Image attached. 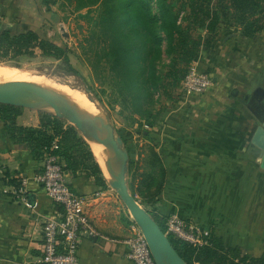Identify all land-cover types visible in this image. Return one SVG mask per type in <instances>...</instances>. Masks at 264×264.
<instances>
[{"label": "crops", "instance_id": "0c3cea01", "mask_svg": "<svg viewBox=\"0 0 264 264\" xmlns=\"http://www.w3.org/2000/svg\"><path fill=\"white\" fill-rule=\"evenodd\" d=\"M26 3L30 0H0V17L23 13ZM197 63L213 86L203 95H184L151 130V145L166 170L156 213L164 218L177 214L212 230L226 247L259 258L264 256V169L251 142L256 123L246 104L256 89L264 90V32L247 38L238 28L222 25L215 46L202 48ZM39 123L33 110L23 109L18 117L21 126ZM129 155L131 162L139 160L135 150ZM41 170L42 161L15 146L0 121V264H43L41 227L61 215L62 207L34 179ZM67 174L75 193L89 197L102 192L93 178ZM21 177L28 178L26 201L16 195ZM86 211L104 234L130 235V226L112 216L107 204L97 201ZM126 253L123 244L85 238L79 259L80 264H133Z\"/></svg>", "mask_w": 264, "mask_h": 264}, {"label": "trees", "instance_id": "16d2710c", "mask_svg": "<svg viewBox=\"0 0 264 264\" xmlns=\"http://www.w3.org/2000/svg\"><path fill=\"white\" fill-rule=\"evenodd\" d=\"M59 2L74 3L73 12L86 10L85 18L93 8L96 10V16L89 18L91 48L84 51L85 58L100 86L107 82L116 95L119 115L131 126L139 125L138 134L149 142L146 155H139V164L145 165L138 185L129 167V189L134 197L157 203L165 186L166 170L151 145L152 128L180 100L181 96L173 98L172 94L199 60L202 48L215 46L222 25L238 28L247 38L264 32V0H43L42 4L50 11ZM38 54L59 62V72L80 75L69 49L33 30L15 33L0 29V66L20 68L24 60ZM22 111L0 104V121L15 146L43 161L57 140L59 147L53 153L61 158L65 171L74 177L83 174L93 178L98 191L110 189L89 144L76 127L47 113H38V127L21 126L18 117ZM148 211L166 233V218ZM130 219L128 215L122 217L129 226L133 224ZM208 231V243L203 246L171 235L168 238L187 264H264V256L253 258L239 247H226L222 238Z\"/></svg>", "mask_w": 264, "mask_h": 264}, {"label": "rangeland", "instance_id": "374dc122", "mask_svg": "<svg viewBox=\"0 0 264 264\" xmlns=\"http://www.w3.org/2000/svg\"><path fill=\"white\" fill-rule=\"evenodd\" d=\"M42 1L43 0H30V3H26V5L23 6V13H16L15 15L10 14L11 16H8L7 18L4 15L1 16L0 29L10 30L15 33L33 30L38 33L40 37L49 39L61 47L69 49L71 51V61L74 67L80 72V75H65L59 72V62L43 58L40 54L33 59L24 60L21 63L20 68L5 65H1V67L14 68L16 71H28L33 74H38V76L42 75L49 79H54L61 89V92H54L56 95H66L67 93L72 92L76 96H79L75 92L77 89L78 91H81L82 97L85 98L86 95H84L83 91L90 88L91 97L103 104L105 116L113 125L116 136L123 140L124 148L131 151L135 150V153H138L139 155L140 153L146 155L149 143L138 134L139 125L131 126L129 121L124 120L121 115H119L121 108L116 101V95L113 93L111 87L107 85V82L104 86H100V81H98L93 74L85 58L84 51L91 48V43L88 42L91 33L89 18L96 16L95 8L88 13L89 18H85L83 16L87 14L86 10L82 12H73L74 3L67 4L59 2L56 5H52L50 11H47V8L42 4ZM40 91L44 90L42 89ZM172 95L173 98L181 96L180 100H183L185 94L182 90V86H180V88ZM98 96L102 98V101L99 100ZM96 161L98 162L97 158ZM138 161H130L129 163L130 170L135 177V185H138L139 181L142 179V174L144 173L145 164H139ZM99 164L103 170L102 164ZM130 176L131 174L128 172V184ZM97 199L99 198L90 199L87 207L89 208L91 204L100 201V204L105 203L108 205L110 211H112V216H116L118 220L125 215L130 217L127 208L113 189L110 188L105 196L101 197L99 200ZM137 200L147 210L156 211L155 202L151 203L139 196L137 197ZM93 222L97 226L96 222Z\"/></svg>", "mask_w": 264, "mask_h": 264}, {"label": "built area", "instance_id": "2783aa9c", "mask_svg": "<svg viewBox=\"0 0 264 264\" xmlns=\"http://www.w3.org/2000/svg\"><path fill=\"white\" fill-rule=\"evenodd\" d=\"M185 95H203L213 86L212 77L199 69L194 62L182 81ZM148 129V126H145ZM59 147L57 140L50 146L42 161V170L35 180L42 186L48 197L62 207L59 216L43 222V264H80L79 250L83 239L99 240L127 247V258L133 264H155L148 242L141 229L133 222L130 235L126 238H113L104 234L89 217L86 208L90 199L103 197L104 192L83 196L73 192L69 186L68 174L61 158L53 152ZM20 187L16 191L19 199L26 201L28 178H19ZM133 221V220H132ZM166 234L192 245L208 243L209 231L187 223L177 214L166 216Z\"/></svg>", "mask_w": 264, "mask_h": 264}, {"label": "water", "instance_id": "95a60500", "mask_svg": "<svg viewBox=\"0 0 264 264\" xmlns=\"http://www.w3.org/2000/svg\"><path fill=\"white\" fill-rule=\"evenodd\" d=\"M83 93L89 102L97 108L98 115L84 114L66 98L19 84H0V104L47 113L73 125L80 134V128H83L87 131L91 130L100 137L106 148L104 163L109 174L113 177V181L105 178L110 188L116 191L127 208L133 222L141 229L155 264H187L173 247L168 235L163 232L149 211L131 193L128 184L130 155L124 148L123 140L116 136L113 125L105 116L103 104L91 97L90 88L85 89ZM260 123L256 127L251 142L260 151L257 162L264 169V121ZM29 198L31 201L33 196L32 198L29 196Z\"/></svg>", "mask_w": 264, "mask_h": 264}, {"label": "bare ground", "instance_id": "6f19581e", "mask_svg": "<svg viewBox=\"0 0 264 264\" xmlns=\"http://www.w3.org/2000/svg\"><path fill=\"white\" fill-rule=\"evenodd\" d=\"M0 84H19L26 86L28 88L44 90L42 92L50 93L53 95L54 92H61L60 87L56 84L55 80L52 78H47L45 76H38V74H33L32 72L26 71H16L14 68L1 67L0 66ZM49 91V92H47ZM79 96H76L72 92L67 93L66 95H56L70 100L75 104L78 110L84 114H97V108L89 102L87 97L83 98L81 91L76 89L75 91ZM85 95V94H84ZM98 115V114H97ZM82 137L91 147L94 155L96 156L99 163L102 164L104 175L109 181H113V177L109 174L104 160L106 158V148L103 144V141L91 130L80 128Z\"/></svg>", "mask_w": 264, "mask_h": 264}, {"label": "flooded vegetation", "instance_id": "af4514ba", "mask_svg": "<svg viewBox=\"0 0 264 264\" xmlns=\"http://www.w3.org/2000/svg\"><path fill=\"white\" fill-rule=\"evenodd\" d=\"M246 106L253 113L257 127L261 121H264V90L256 89Z\"/></svg>", "mask_w": 264, "mask_h": 264}]
</instances>
